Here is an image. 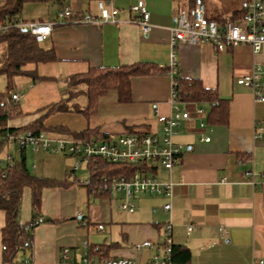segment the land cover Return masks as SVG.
Instances as JSON below:
<instances>
[{
    "label": "crops",
    "instance_id": "1",
    "mask_svg": "<svg viewBox=\"0 0 264 264\" xmlns=\"http://www.w3.org/2000/svg\"><path fill=\"white\" fill-rule=\"evenodd\" d=\"M97 1L66 0L65 5L72 8L76 18L84 14L98 15ZM138 1L114 0L119 9V22L105 23H81L74 18H61L58 6L51 2L25 3L20 13L24 19L55 22L51 36L41 45L53 48L56 55L49 62L28 64L27 67L35 69L40 78L29 84L27 92L38 89L40 96H44L50 84V96L60 94L61 80L66 86L67 76L85 72L90 67L140 62L169 66L173 15L179 6H187L177 0H143L154 25L145 35L134 20L135 12L130 9ZM249 1L201 0L208 17L218 22L240 17ZM6 51L7 44L1 41L0 54ZM176 58L181 77L200 79L205 87L217 89L222 98L229 100V118L226 124H212L208 121L209 103L197 104L203 113H198L194 105L185 107L190 111V118L181 123L174 136V141L182 146L180 161L171 171L159 166L155 172L159 180L175 182L172 211L163 208L168 200L165 195L151 193L135 197L133 212L122 210L108 193L104 196L89 193L84 183L90 173L86 163L88 174L79 177L80 168L75 171L74 166L67 164L69 155L52 151L35 153L27 149V162L32 172L59 182L42 189L37 216L32 206L31 188L27 186L23 190L20 221L34 223L29 263H62L66 248L69 249L67 261H70V250L80 245L81 231L90 225L102 232H107L110 226L109 239L94 243L115 244L109 256L146 262L162 252L164 225L168 221L174 226V242L190 248L191 264H251L255 258L264 259V101L256 100L251 88L237 83L239 76L252 72L257 64L264 68V50L255 53L249 45L240 44L219 51L211 43H180ZM171 88L168 72L137 75L132 78L129 101H121L118 92L112 90L100 97L97 112L86 116L74 109V104L85 106L87 98L80 104L75 102L76 97L67 111L79 112L82 118H77L78 125L59 121L56 113L49 115L45 122L63 124L75 131L96 129L111 136L130 128L147 129L160 135L163 124L157 114L173 112ZM65 92L67 97V89ZM50 103L46 102L35 111H27L21 105L24 114L9 120L8 126L31 123L46 112L44 107ZM48 134L75 138L69 134ZM15 147L17 151L16 144ZM28 152L31 153L30 161ZM17 155V158L13 155L11 163L20 160L22 154L17 151ZM0 162L10 161L6 158V162L1 159ZM249 169L254 170L252 177L244 173ZM84 203L85 211L80 207ZM5 221V211L0 209V264H8L2 241ZM101 223L104 229L98 228ZM146 240L153 246H136ZM82 245L84 247V242Z\"/></svg>",
    "mask_w": 264,
    "mask_h": 264
},
{
    "label": "built area",
    "instance_id": "2",
    "mask_svg": "<svg viewBox=\"0 0 264 264\" xmlns=\"http://www.w3.org/2000/svg\"><path fill=\"white\" fill-rule=\"evenodd\" d=\"M99 14H84L74 18L72 8L66 5L58 11V16L64 19L74 18V21L86 23L119 22L117 18L119 9L115 6L114 0H98ZM131 11L135 12V22L140 26L143 34H148L154 27L150 22V12L143 0H139L131 6ZM174 25L170 28V43L172 47L171 63L168 74L171 78L170 100L173 112L169 115L157 114V119L163 124V131L159 135L157 132H130L126 131L120 135L110 138L96 137L91 139L69 138L65 136L51 135L48 133L34 134L26 131L18 134H10L9 141H13L17 146V151L30 149L35 153L52 151L55 153L67 154L75 157L78 161L74 165V170L80 168L81 163H88L91 159L100 158L108 162H122L146 165L153 169L162 166L172 170L178 164L182 155V146L174 141V136L178 133L181 123L190 118V111L186 106L194 105L198 113H203V109L198 107L196 102L181 99L178 85V64L176 49L180 43H211L219 51L240 44L249 45L255 53L264 50V0H250L246 4L245 12L237 18L230 17L224 22L208 17L205 5L198 2L194 8L179 6L173 15ZM55 22L27 20L20 13L16 19L0 20V34L7 32L11 28H27L34 35L37 42H45L52 34ZM237 83L252 89L256 100L264 101V68L257 64L254 70L248 74L239 76ZM27 90L15 91L10 98L2 103L10 101L18 102L25 97ZM204 125V122H202ZM210 140V137H206ZM7 160L11 162L13 155L8 154ZM143 167V168H145ZM156 172V171H155ZM151 169H141L131 176H121L113 178H102V193H108L114 201H117L120 208L125 211L135 210L134 199L139 194H163L168 200L163 208L172 211V186L175 182L170 179L161 181L155 176ZM248 176L254 175V170H245ZM181 181H184L183 177ZM85 184L91 183L90 173L84 180ZM99 229H104L103 223L98 225ZM192 226H189V230ZM226 233V230L223 229ZM174 226L171 221L164 225V237L161 243L162 252L153 255L146 262H141L134 258L97 256L84 252L82 262L84 264H173L172 247L174 245ZM84 245L88 248L90 243L85 240ZM140 246H153L149 240L144 241ZM6 246L3 245V249ZM96 250L99 246L95 247ZM62 260H69V249L63 250ZM11 264H14L11 263ZM23 264H31L29 261ZM251 264H264L263 258H255Z\"/></svg>",
    "mask_w": 264,
    "mask_h": 264
},
{
    "label": "trees",
    "instance_id": "3",
    "mask_svg": "<svg viewBox=\"0 0 264 264\" xmlns=\"http://www.w3.org/2000/svg\"><path fill=\"white\" fill-rule=\"evenodd\" d=\"M46 1L56 4L61 10L64 8L66 0H2L0 3V20L16 19V15L27 2ZM192 9L201 0H177ZM226 21V20H224ZM222 21V22H224ZM5 41L7 51L0 54V75L6 78V91L0 92V151L8 143L10 134H18L32 131L34 134L40 133H61L75 136V138L91 139L99 135L103 138L112 137L110 134L99 133L96 129H85L82 131L71 130L63 124L51 125L45 122L46 118L53 113L69 109L76 97L85 95L87 103L85 106L75 105L74 109L90 116L97 112L100 97L115 90L119 94L121 101L131 99L132 78L137 75H148L153 73H167L169 66L160 67L151 63L123 64L114 67L101 66L90 67L85 72L75 73L67 76L66 89L67 97L52 102L44 109L46 112L31 123L21 127H9L8 122L24 114L21 104L15 101L2 103L16 91L15 78L22 75L32 77L34 80L40 76L35 69L28 68V64L49 62L56 58L53 48L46 49L37 42L30 31L24 28H11L0 34V42ZM178 87L182 100L196 103L206 102L210 105L208 121L212 124H226L229 118V100L220 96L217 89L207 88L200 79H186L177 75ZM130 132L148 133L150 131L130 128ZM90 172L91 183L86 184L89 193L94 196H104L100 188L102 178H113L121 176H131L141 169H151L149 165L140 166L122 162H108L100 158L91 159L87 163ZM145 167V168H143ZM59 182L53 179L40 177L34 174L27 162L26 151H23L19 161L0 162V209L6 214L5 225L2 228V241L6 246L4 249V259L8 264L14 262L18 251L23 247H31L32 225L34 223H21L20 209L22 194L25 187L32 190V206L39 214L42 199V189L46 186H53ZM115 244H94L90 243L87 248L88 254L97 256H109L110 249ZM99 246L96 250L95 247ZM192 252L187 245L174 243L172 247L173 264H191Z\"/></svg>",
    "mask_w": 264,
    "mask_h": 264
},
{
    "label": "rangeland",
    "instance_id": "4",
    "mask_svg": "<svg viewBox=\"0 0 264 264\" xmlns=\"http://www.w3.org/2000/svg\"><path fill=\"white\" fill-rule=\"evenodd\" d=\"M33 81H35V80L30 76H27V75L18 76L15 78V82H14L15 90L16 91L27 90L29 84L33 83ZM59 84H60V89H59L60 94H56V95L54 94L53 96H50V84H49L48 85V93H44V96H40L38 89H34V90L31 89L30 91L27 92L25 97H23L19 101V103L27 111H35L39 106L45 104L46 102L50 103V101H58L61 98L66 96V92H65L66 86L64 84V80H61ZM5 91H6V78L4 75H0V92H5ZM53 91H55V90H53ZM75 102H78L80 104L85 103L86 102V96L85 95L78 96L75 99ZM56 115H57V118L59 121L69 122L74 126L78 125L77 124L78 123L77 118H82L79 116V112H76L74 110H72L71 112L66 111V110L58 111V112H56ZM8 152L12 153L16 158L18 157L16 147H15V144L13 141H10L9 146L7 147V145H6L0 151L1 161L6 162V155ZM30 160H31V153L28 152V161H30ZM77 161H78L77 158L69 156L67 159V164H69L70 167L71 166L73 167ZM87 174L88 173H87L86 165L84 163H81L80 170L77 171V175L79 177H83V176H86ZM26 190H28V188H26ZM80 207L83 211H85L86 210V203H84V205H80ZM124 217H126V216H124ZM107 227H108L107 232L98 231L96 229L95 225H90L88 229L83 228L82 229L83 231H81V235L79 236L80 245L77 248H73L70 250L71 260L70 261L62 260V263H59V264H84L82 262V257H83L82 254L84 251L87 250V247L85 245L83 247V245H82L83 242L85 240H87L89 243H91V242L103 243L106 238L109 239V237H110V226H107ZM112 229H114V228H112ZM29 249H30L29 247L21 248L14 258V264H23L24 262L28 261V259L30 257L29 256L30 255ZM74 252H75L76 256H73ZM73 257H76V260H74Z\"/></svg>",
    "mask_w": 264,
    "mask_h": 264
},
{
    "label": "water",
    "instance_id": "5",
    "mask_svg": "<svg viewBox=\"0 0 264 264\" xmlns=\"http://www.w3.org/2000/svg\"><path fill=\"white\" fill-rule=\"evenodd\" d=\"M28 29L27 28H24V31H27Z\"/></svg>",
    "mask_w": 264,
    "mask_h": 264
}]
</instances>
